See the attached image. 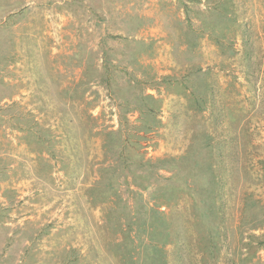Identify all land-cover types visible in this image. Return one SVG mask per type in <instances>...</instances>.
<instances>
[{"label":"rangeland","instance_id":"rangeland-1","mask_svg":"<svg viewBox=\"0 0 264 264\" xmlns=\"http://www.w3.org/2000/svg\"><path fill=\"white\" fill-rule=\"evenodd\" d=\"M0 264H264V0H0Z\"/></svg>","mask_w":264,"mask_h":264},{"label":"trees","instance_id":"trees-1","mask_svg":"<svg viewBox=\"0 0 264 264\" xmlns=\"http://www.w3.org/2000/svg\"><path fill=\"white\" fill-rule=\"evenodd\" d=\"M121 159H123L122 161H123V163H124V165H125V167H127L128 168V170L131 172H133L134 171V169L135 168H140L141 166H145L146 167V165H147V162H146V160L144 161V162H142V161H140V162H136V161H134L133 160V157H132V155H130V154H127L126 153V155H122L121 156ZM176 160L178 159V158H175ZM133 164H135V165H137L136 167H130L131 165H133ZM131 172V173H132ZM208 205V204H207ZM208 206H210L209 208H210V214L212 215L213 214V210H214V208H213V206L211 205V204H209ZM153 215H156V216H161V215H164V213L163 212H160V211H158V210H153V213L151 212V214H150V216H151V219H153L154 218V216ZM213 217H215V216H213ZM212 245V247L215 245L214 243H211ZM155 257H156V260H158V256L155 254Z\"/></svg>","mask_w":264,"mask_h":264}]
</instances>
